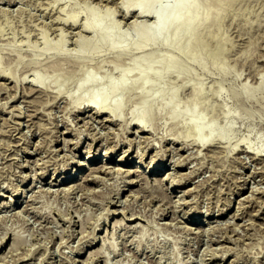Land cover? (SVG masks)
Wrapping results in <instances>:
<instances>
[{"label": "rangeland", "instance_id": "1", "mask_svg": "<svg viewBox=\"0 0 264 264\" xmlns=\"http://www.w3.org/2000/svg\"><path fill=\"white\" fill-rule=\"evenodd\" d=\"M121 1L0 0V72L6 71L0 74V255L5 259L0 256V264H106V258L108 264H264V0H224L219 7H208L207 0H196L192 21L181 27L173 43L150 41L121 55L108 45L80 50L77 38L93 37L80 25L89 19V7L104 15L105 21L111 17L116 27L130 36L129 42L136 39V16L134 12L125 14L120 9ZM106 9L111 16L105 15ZM71 13L78 14L76 26L62 21L61 17ZM149 17L138 19L150 23L153 19ZM61 41L63 46L58 50ZM170 55L175 60L170 70L161 78L151 73L145 90L138 82L139 71L132 69L127 77L128 87L108 97L106 106H112L117 99L122 101L118 118L87 104V100L74 103L72 99L81 96L78 82L83 69L97 76L98 87L108 78L118 80L120 71L132 68L135 59H141L154 72ZM33 74L44 80L42 86L30 83ZM38 86L42 89H36ZM155 88L164 94L145 114V127L149 129L141 127L140 131L133 119L144 98ZM193 103L199 107L197 119L210 121L214 127L210 144L197 141L196 127L189 121ZM172 104L179 110L178 115ZM224 109L230 110L228 116ZM226 126L229 129L225 131ZM207 134L208 130H203L202 135ZM90 143L100 149L98 163L105 159L104 152L113 147L106 158L110 165L116 163L123 169L138 166L143 170L161 154L165 163H160L150 180L139 175V171L126 174L117 167H110L113 172L107 171V167L88 175V181L78 180L82 181L81 186L78 184L77 190L70 189L69 193L61 175L74 172L75 179L90 172L89 168L82 173L76 170L79 161L88 159ZM126 148H130L131 159L123 164L119 158ZM260 150L261 154L257 153ZM180 157L182 161H176ZM183 172L190 177L183 179ZM132 178L137 181L133 186L128 184ZM163 178V187H153V191L150 182ZM172 180L182 186L173 188ZM188 190H192L191 194ZM117 191H121L120 195ZM11 194L18 202L11 201ZM115 209L118 213L113 212ZM132 213L135 217L140 214L134 223L128 220ZM116 218L126 223L116 225ZM200 228L203 230L199 232ZM94 233L98 244L90 249ZM13 242L15 247L19 243L18 247ZM101 246L104 252L89 254Z\"/></svg>", "mask_w": 264, "mask_h": 264}, {"label": "bare ground", "instance_id": "2", "mask_svg": "<svg viewBox=\"0 0 264 264\" xmlns=\"http://www.w3.org/2000/svg\"><path fill=\"white\" fill-rule=\"evenodd\" d=\"M224 0H207V2H206V4H207V6L208 7H212V6H217V7H219L221 4H222V2H223ZM121 5H120V9H122L123 10V12L125 13V14H127L128 15V13H130V12H134V14H135V16H136V18L134 19V21H133V19H132V21H133V26H134V28H135V34H136V39L134 40V41H130L129 42V39H130V36L127 34V33H124V32H121L117 27H116V25H115V23L112 21L113 19L111 18V17H109V19H107L108 21H105V16L104 15H102V14H99V13H96V12H94V7H89V12H90V17H89V19H87L86 21H83V22H80V25H81V28L83 29V30H85V31H88V33L90 32L92 35H93V37L90 39V40H85V39H81V38H77V41H78V43H79V45H80V50H81V48H83V47H87V46H91V47H98V46H100V45H108L109 47H111L112 49H115V51L116 52H118V54L119 55H121V54H123V53H126V52H128L129 51V49H131L132 47H144L148 42H150V41H156V42H159V43H165V42H167L168 40H170V43H173V41H174V39H175V37L178 35V33H179V31H180V29H181V27L183 26V25H185V24H189L191 21H192V19H193V15H192V13H191V11H192V9H193V7L196 5V0H122L121 1V3H120ZM105 12H106V14L105 15H107V16H109L110 14L112 15V13H109L110 11L108 10V9H106L105 10ZM78 14H76V13H71L70 15H68V16H66V17H61L62 18V21H63V23H71V24H76V23H78V16H77ZM110 15V16H111ZM125 16V18H126V15H124ZM134 16V15H133ZM143 16H150V17H152V19L153 20H151V22L149 23V21H148V23H147V21L145 22V20L143 19V20H141V19H138V18H141V17H143ZM149 17V18H150ZM108 18V17H107ZM110 18H111V20H110ZM146 19V18H145ZM60 22V21H59ZM68 23V24H69ZM72 26V25H71ZM76 26V25H75ZM74 27V26H73ZM81 29V30H82ZM168 32H170V35H168ZM61 40H63V42L65 41L64 40V38L63 37H61ZM47 40H46V42H45V45L47 44ZM61 44V45H60ZM60 44H58L57 45V48H58V50H61V46H63L62 45V41L60 42ZM81 55V54H80ZM66 56V55H65ZM67 57V56H66ZM78 57H80V56H78ZM67 58H69V57H67ZM74 59V58H73ZM175 62V60H174V58L170 55V56H168L167 57V59H166V62L163 64V66L161 67V69L160 70H157V71H152V69L148 66V65H146L141 59H135V61H134V63H133V66H132V68H124V69H122L121 71H120V78L118 79V80H112L111 78H108L105 82H103V83H101V84H99V86L98 87H95V85L98 83V78H97V76L96 75H94V74H92L90 71H88L87 69H83V72H82V77L80 78V80H79V82H78V90L80 91V97L78 98V100H74V96L72 97V99H73V101H74V103L75 102H79V101H81V100H87V104L89 103L90 105H93L95 108H98V109H100L101 111H102V109L103 110H105V113H106V111H108L109 113L111 112V114H114L115 115V117L116 118H118L117 116H119L120 117V113H119V110L121 109V107H122V101L120 100V99H117L113 104H112V106H106V101H107V99H108V97L110 96V95H117V94H119L121 91H123L124 89H126L128 86V83H127V77H128V74H129V72L132 70V69H137L138 71H139V77H138V82H139V85H140V87H142V89L143 90H145V88L147 87V86H149V76H150V74L151 73H153L152 75H155L157 78H161V76H162V73H165V72H168L169 70H170V68H171V64L172 63H174ZM4 72L6 73V71L4 70ZM3 72V73H4ZM2 72H0V74H1ZM2 73V74H3ZM4 73V74H5ZM7 74H10V73H7ZM12 74V73H11ZM3 76V75H2ZM6 76V75H5ZM13 76V74L12 75H10V77H12ZM9 78V77H8ZM13 78H15V77H13ZM13 78H12V80H13ZM1 79V78H0ZM28 80H30V79H28ZM27 80V81H28ZM6 81V80H5ZM43 82H44V80L39 76V75H37V74H33V77L31 78V80H30V83H33V84H37V85H40V86H42V84H43ZM32 84V85H33ZM1 85H3V84H1ZM30 85V84H29ZM32 85L29 87V89L31 90V88H32ZM2 87H5V86H2ZM1 87V88H2ZM28 89V88H27ZM33 89H34V87H33ZM36 89H39V86H38V88H36ZM40 89H42V87L40 88ZM39 89V90H40ZM36 91V90H35ZM29 92V91H28ZM33 91H30V94L32 93ZM42 92V91H41ZM39 93V92H38ZM174 93H175V90H172L171 92H170V94H171V103H173L172 102V100H173V95H174ZM27 94H29V93H27ZM163 94H164V92H163V90H161V89H158V88H155L154 89V91L151 93V94H149L146 98H144V100H143V102H142V107H141V109H140V111H139V113H138V115L136 116V117H134V119H133V121H136V123L140 126L139 127V129L138 130H140V128L141 127H144L145 129L147 128V129H149L148 127H145V125H146V123L144 122V117H145V114H146V112H147V110H148V108H149V106L153 103V102H155V101H157V100H159V99H161L162 98V96H163ZM26 95V94H25ZM33 95V94H32ZM7 104V103H6ZM3 106H5V105H3ZM172 106V109H173V112H174V114L175 115H178L179 114V110L177 109V107L176 106H174L173 104L171 105ZM16 108V106H13V108ZM88 107V106H87ZM85 108V107H84ZM95 108H93V109H95ZM90 110V109H89ZM199 110V107H198V105H197V103H193V104H191V106H190V108H189V121L190 122H192V123H194V125H195V127H196V131H197V134H198V143L200 144H202V145H204V144H206V143H209L210 144V142L212 141V138H213V135H214V127L212 126V123L210 122V121H206V120H204V119H202V120H198L197 118L199 117V115H198V111ZM96 111V110H95ZM98 111V110H97ZM96 111V112H97ZM19 112H21V110L19 111ZM94 112V111H93ZM100 112V111H99ZM103 112V111H102ZM13 113V112H12ZM223 113H224V115L225 116H228L229 114H230V110H228V109H224V111H223ZM14 114V113H13ZM99 114V113H98ZM107 114V113H106ZM18 115V114H17ZM16 115V116H17ZM26 115H28V114H26ZM31 115V114H30ZM29 115V116H30ZM78 115V114H77ZM24 116V115H23ZM113 116V115H112ZM18 117V116H17ZM27 117V116H26ZM89 117V116H88ZM105 117V116H104ZM108 117V116H107ZM114 117V118H115ZM19 118V117H18ZM106 118V117H105ZM102 119V118H101ZM113 118H111L110 120H112ZM26 120V119H25ZM28 120V119H27ZM85 120V119H84ZM89 120H90V118H89ZM88 120V121H89ZM96 120V119H95ZM116 120V119H115ZM18 121V120H17ZM87 121V120H86ZM85 121V122H86ZM132 120H131V122H133ZM20 123H21V121H19ZM19 122H17V123H19ZM92 122V121H91ZM117 122V121H116ZM71 123V122H70ZM87 123V122H86ZM129 123V122H128ZM127 122H126V124H128ZM68 124H69V122H68ZM76 124H77V122H76ZM71 125V124H70ZM134 125V124H133ZM136 125V124H135ZM69 127V126H68ZM70 128V127H69ZM138 128V127H137ZM128 129V128H127ZM144 129V130H145ZM146 129V130H147ZM205 129H207L208 130V134H207V136H203L202 135V132H203V130H205ZM229 129V126H226V128H225V131L226 130H228ZM67 130H69V129H67ZM71 130V129H70ZM143 130V129H142ZM21 131V130H20ZM82 131V130H81ZM126 131H128V130H126ZM141 131V130H140ZM64 131H62V133H63ZM137 132V131H136ZM72 133V132H71ZM149 133V132H148ZM94 134V133H93ZM64 135V134H63ZM138 135V134H137ZM144 135V134H143ZM142 135V136H143ZM22 136H23V134H22ZM65 136V135H64ZM63 136V137H64ZM92 136V135H91ZM101 136V135H100ZM103 136V135H102ZM142 136H140V138L142 137ZM144 136H146V135H144ZM143 136V137H144ZM222 136H223V134H222ZM94 137H95V135H94ZM97 137H98V135H97ZM59 138V137H58ZM57 138V139H58ZM104 138V137H103ZM139 138V139H140ZM146 138V137H145ZM66 139V138H65ZM95 139V138H94ZM93 139V140H94ZM98 139V138H97ZM121 139V138H120ZM125 139V138H124ZM123 139V140H124ZM131 139V138H130ZM139 139H138V141H139ZM142 139H144V138H142ZM141 139V140H142ZM56 140V139H55ZM54 140V141H55ZM59 140V139H58ZM63 140V142H65L64 141V138L62 139ZM66 140H68V139H66ZM69 140H70V138H69ZM68 140V141H69ZM92 140V141H93ZM134 140H136V139H134ZM134 140H133V142H134ZM148 140H149V138H148ZM148 140H147V142H148ZM96 141V140H95ZM126 141V140H125ZM129 141V140H128ZM127 141V142H128ZM137 141V142H138ZM143 141V140H142ZM141 141V142H142ZM72 142V141H71ZM74 142V141H73ZM78 143H80L79 141H77ZM124 142V141H123ZM130 142H132V141H130ZM140 142V141H139ZM138 142V143H139ZM144 142V141H143ZM146 142V141H145ZM151 142V141H150ZM94 143V142H93ZM93 143H90V144H88V145H90V147H89V150H88V159L87 160H84V158H83V160H81V161H79V163H77V164H79L78 165V168L76 169L77 171H79V173H82V171L83 170H86V169H90V172L88 173V171L86 172V173H88V174H82V175H80L79 177H77V178H75L74 179V172L72 173H70V174H65V172L64 173H62V178L60 179V180H62L64 183H66V185H67V187H66V189L68 188L69 190H67V192H69L70 191V189L72 190H74L75 191V187H77L78 186V184L80 183V182H82V181H78V180H80V179H85V181L87 180V179H89L88 178V175H90V174H94L93 172H95V173H98L99 171H104L105 170V168H107V167H109L108 169H107V171L110 169V167L112 168H114V167H117V170H120V171H122L123 173H124V171H126L127 173L126 174H134V173H136V172H138L139 171V175H143L145 178L146 177H148L147 178V180H150L149 179V177L150 176H152V175H154V174H156V172L158 171V169H160V163H163L164 162V157L162 158V154H161V158L160 159H158V158H152L151 159V161L150 162H148V164L146 165V167H145V169H140L138 166L135 168V169H132V168H122L121 166H118V164L116 165V163L115 164H113V165H110V163H109V161H107V156H110L111 154H112V152L114 151L113 150V146H111V147H113L112 148V150H107L106 152H104L105 153V155H104V157H105V159H102L101 158V160H99V163H98V155H99V153H100V149H97L98 147H96L95 146V148H93L94 146H93ZM129 143V142H128ZM137 143V144H138ZM65 144V143H64ZM140 144V143H139ZM150 144V143H149ZM148 144V145H149ZM53 145H54V143H53ZM69 145V144H68ZM117 145V144H116ZM130 145H132V144H129V146ZM79 146V145H78ZM142 146V145H141ZM62 147H66L65 145L64 146H62ZM100 147V146H99ZM131 147V146H130ZM63 148V149H64ZM70 148V147H69ZM110 147H108V149H109ZM132 148V147H131ZM180 148V147H179ZM26 149V148H25ZM55 149V148H54ZM53 149V150H54ZM86 149H88V148H86ZM115 149V148H114ZM126 149H128V150H126L125 152H124V154L119 158V162H123V164H128L127 162H129L130 161V154H128V151L130 150V148H126ZM141 149H142V147H141ZM246 149H248V148H246ZM59 150V149H58ZM179 150V149H178ZM249 150V149H248ZM26 151V150H25ZM28 151V150H27ZM86 151V150H85ZM84 151V152H85ZM102 151V150H101ZM251 151V150H250ZM31 152V151H30ZM33 152V151H32ZM140 152V151H139ZM138 152V153H139ZM144 152H145V149H144ZM156 152H159V154H160V151H156ZM177 152H179V151H177ZM261 152V150L260 151H258L257 153H260ZM60 153V152H59ZM87 153V152H86ZM140 153H143V152H140ZM139 153V154H140ZM146 154V153H145ZM261 154V153H260ZM59 155V154H58ZM75 155V154H74ZM141 155H143V154H141ZM158 155V154H157ZM157 155H155L156 157H158ZM165 155V154H164ZM188 155V154H187ZM68 156V155H67ZM153 156V155H152ZM179 156H181V154L179 155ZM183 156V155H182ZM75 157V156H74ZM124 157H125V159H124ZM143 157V156H142ZM141 157V158H142ZM185 157H186V155H185ZM69 158V157H68ZM68 158H67V160H68ZM71 158V157H70ZM178 158V157H177ZM181 158V157H180ZM183 158H184V156H183ZM74 159V158H73ZM187 159V158H186ZM27 160V159H26ZM25 160V161H26ZM75 160V159H74ZM73 160V161H74ZM185 160V159H184ZM183 160V161H184ZM28 161H29V159H28ZM66 161V160H65ZM173 161H175V159L173 160ZM176 161H182V158H181V160L179 159V160H177L176 159ZM187 161V160H186ZM191 161V160H190ZM35 162H36V160H35ZM68 162H70V161H68ZM68 162H66V163H68ZM23 163V162H22ZM26 163V162H25ZM28 163V162H27ZM37 163V162H36ZM65 163V162H64ZM165 163V162H164ZM177 163V162H176ZM179 163V162H178ZM180 163H182V162H180ZM184 163V162H183ZM174 164H175V162H174ZM22 165V164H21ZM25 165H27V164H25ZM24 165V163H23V166H25ZM34 165V164H33ZM37 165V164H36ZM66 165V164H65ZM70 165V164H69ZM69 165H67V167H65V166H63V168L65 169V170H67L68 168H69ZM177 165V167H178V164H176ZM28 166V165H27ZM187 166V165H186ZM185 166V167H186ZM32 167V166H31ZM56 167V166H55ZM61 167V166H60ZM46 168H48V167H46ZM46 168H45V170H46ZM62 168V167H61ZM35 169V168H34ZM55 169H57V167L55 168ZM60 169V168H59ZM75 169V168H74ZM122 169V170H121ZM73 170V169H72ZM114 170H116V168L114 169ZM192 170V169H191ZM191 170H190V172H191ZM47 171V170H46ZM49 171V170H48ZM47 171V172H48ZM58 171V170H57ZM106 171V172H107ZM110 171V170H109ZM120 171H118V173H120ZM178 171V170H177ZM37 172V171H36ZM43 172V171H42ZM101 172V173H102ZM105 172V173H106ZM110 172H113V170L112 171H110ZM172 172H174V171H172ZM189 172V171H188ZM188 172H185V173H188ZM35 173V172H34ZM40 173V172H39ZM44 173H46V172H44ZM55 173V172H54ZM53 173V174H54ZM108 173V172H107ZM107 173H106V175H107ZM117 173V174H118ZM148 173H151L150 175H148ZM180 173V172H179ZM23 173L21 172V175H22ZM29 174V173H28ZM111 174H113V173H111ZM121 174V173H120ZM125 174V175H126ZM137 174V173H136ZM169 174V177H170V173H168ZM175 174V173H174ZM173 174V175H174ZM177 174V173H176ZM183 174V177L184 176H186V175H184V172L182 173ZM181 174V175H182ZM193 174V173H192ZM24 175V177H25V174H23ZM22 175V176H23ZM35 175V174H34ZM44 175V174H43ZM124 175V174H123ZM123 175H121L120 176V178H122L123 177ZM190 175V174H189ZM186 176L185 178H183V177H181V178H183V179H186L187 177H190V176ZM33 176V175H32ZM90 176H92V175H90ZM97 176H99V174L97 175ZM168 176V175H167ZM175 176V175H174ZM177 176V175H176ZM27 177V176H26ZM35 177V176H34ZM96 177V176H95ZM125 177V176H124ZM127 177V176H126ZM126 177H125V179H126ZM140 177V176H139ZM168 177V178H169ZM193 178H194V176H192ZM54 178V177H53ZM137 177H135V179H136ZM173 178V177H172ZM178 178V177H177ZM24 179V178H23ZM36 179H37V177H36ZM55 179H58L57 177L55 178ZM84 179H83V181H84ZM128 179V178H127ZM126 179V180H127ZM135 179L134 178H132L130 181H129V183L128 184H131L132 186L133 185H135V182H137V181H135ZM192 179V178H191ZM25 180V179H24ZM125 180V182L127 183V181ZM136 180H138V179H136ZM139 180H141L140 178H139ZM146 180V179H145ZM155 180H157L156 182H150V186H151V189L154 187V189H157V188H155V187H159V186H161V185H163L164 184V178L163 179H155ZM171 180V179H170ZM174 180H177V179H174ZM174 180H172V186H173V188H177V186H182V184H178V183H174ZM179 180H181L180 178H179ZM178 180V181H179ZM194 180V179H193ZM192 180V181H193ZM40 181V180H39ZM84 181V182H85ZM88 181V180H87ZM185 181V180H184ZM189 181V180H188ZM83 182V183H84ZM145 182V181H144ZM181 182V181H180ZM51 183V182H50ZM143 183V182H142ZM246 183V182H245ZM22 184V183H21ZM21 184H20V186H21ZM36 184V183H35ZM82 184V183H81ZM81 184H79L80 186H81ZM84 184H86V183H84ZM83 184V185H84ZM125 184V183H124ZM127 184V185H128ZM137 184V183H136ZM144 184V183H143ZM147 184H148V182H147ZM183 184H184V182H183ZM17 185H19V184H17ZM34 185V184H33ZM65 185V186H66ZM120 185V184H119ZM145 185V184H144ZM144 185H142L141 187L143 188V186ZM185 185V184H184ZM196 185V184H195ZM194 185V186H195ZM42 186V185H41ZM121 186V185H120ZM119 186V187H120ZM171 186V187H172ZM198 186V185H197ZM196 186V187H197ZM245 185H243V187H244ZM4 187V186H3ZM7 187V186H6ZM8 187H9V184H8ZM15 187V186H14ZM19 187V186H18ZM118 187V188H119ZM122 187V186H121ZM124 187V186H123ZM126 187V186H125ZM161 187H163V186H161ZM1 188V187H0ZM10 188V187H9ZM20 188V187H19ZM18 188V189H19ZM32 188V187H31ZM34 188V187H33ZM36 188V187H35ZM41 188H43V187H41ZM51 188V187H50ZM49 188V189H50ZM75 188V189H74ZM82 188V187H81ZM90 188H91V186H90ZM89 188V189H90ZM117 188V189H118ZM133 188V187H132ZM148 188H150V187H148ZM165 188V187H164ZM170 188V187H169ZM190 188V187H189ZM189 188H187V189H189ZM192 188V187H191ZM254 188H256V187H254ZM16 189V188H15ZM16 190V191H19V190ZM23 189L24 188H22L21 189V191H23ZM48 189V188H47ZM60 189V188H59ZM63 189H65V188H63ZM80 189V188H79ZM78 189V190H79ZM87 189H88V185H87ZM86 189V190H87ZM122 189V188H121ZM125 189V188H124ZM128 189H130V188H128ZM134 189V188H133ZM133 189H130V190H132L133 191ZM144 189V188H143ZM159 189V188H158ZM163 189V188H162ZM186 189V190H187ZM193 189V188H192ZM257 189V188H256ZM14 190V189H13ZM58 190V189H57ZM61 190V189H60ZM59 190V191H60ZM72 190V191H73ZM77 190V189H76ZM84 191H85V189H83ZM93 191L94 192V190H93V188H91L90 189V191ZM120 190V189H119ZM123 190V189H122ZM148 190V189H147ZM150 190V189H149ZM153 190V189H152ZM183 190V189H182ZM2 191V190H1ZM0 191V192H1ZM5 191V190H4ZM15 191V190H14ZM50 191H51V189H50ZM53 191V190H52ZM62 191V190H61ZM60 191V192H61ZM65 191V190H64ZM95 191L97 192V189H95ZM136 191V190H135ZM154 191V190H153ZM166 191H167V189H166ZM166 191H164V192H166ZM189 191V194H191L190 192L192 191V190H188ZM256 191V190H255ZM24 192V191H23ZM34 192V191H33ZM54 192V191H53ZM83 192V191H82ZM88 192V191H87ZM92 192V193H93ZM120 192L121 191H119V193H118V191L116 192V194L117 195H120ZM129 192H131V191H129ZM134 192V191H133ZM136 192H138V191H136ZM163 192V193H164ZM184 192H185V190H184ZM183 192V193H184ZM187 192V191H186ZM259 192V191H258ZM3 193V192H2ZM1 193V194H2ZM17 193V192H16ZM15 193V194H16ZM65 193V192H64ZM70 193V192H69ZM85 193V192H84ZM90 193V192H89ZM89 193H87V194H89ZM255 193V192H254ZM86 194V195H87ZM97 194V193H96ZM130 194V193H129ZM137 194V193H136ZM186 194V193H185ZM188 194V195H189ZM253 194V193H252ZM251 194V195H252ZM6 195H8V194H6ZM12 195V197H10L11 198V201H12V199H15V202H18V200H16V198H14L13 197V194H11ZM184 195V194H183ZM250 195V196H251ZM133 196H135V193H133ZM248 196H249V194H248ZM247 195L245 196L246 198H250V197H248ZM6 197H8V196H6ZM128 197V196H127ZM130 197V196H129ZM129 197H128V199H129ZM155 197V196H154ZM169 197V196H168ZM131 198V197H130ZM170 198V197H169ZM168 198V199H169ZM172 198L173 197H171V200H172ZM182 198H183V196H182ZM182 198H181V200H182ZM184 198H185V196H184ZM183 198V199H184ZM231 198V197H230ZM33 199V198H32ZM110 199V198H109ZM108 199V200H109ZM126 199V198H125ZM125 199H124V201H125ZM154 199V198H153ZM242 199H244V198H241L240 200H242ZM250 199H254V198H250ZM111 200H113V199H111ZM110 200V201H111ZM163 200V199H162ZM171 200H170V202H171ZM177 200V199H176ZM185 200V199H184ZM184 200H182V201H184ZM229 200V199H228ZM114 201H116V200H114ZM114 201H112L111 203H113ZM119 201H120V199H119ZM118 201V202H119ZM174 201V200H173ZM186 201V200H185ZM229 201H231V199L229 200ZM246 201V200H245ZM5 202H7V201H5ZM121 202H122V200H121ZM120 202V203H121ZM125 202H127V199H126V201ZM177 202V201H176ZM175 201H174V203H176ZM179 202V201H178ZM239 202H241V201H239ZM238 202V203H239ZM242 202H243V200H242ZM241 202V203H242ZM8 203H9V200H8V202H7V205H8ZM119 203V204H120ZM183 203V202H182ZM186 203V202H185ZM232 203V202H231ZM246 203V202H245ZM245 203H244V206H245ZM5 204V203H4ZM108 204V203H107ZM109 204H110V202H109ZM108 204V205H109ZM115 204V203H114ZM126 204H128V203H126ZM166 204V203H165ZM177 204V203H176ZM176 204H174V205H176ZM228 204V203H227ZM12 205V204H11ZM111 205V204H110ZM121 205H123V204H121ZM168 205V204H167ZM170 205V204H169ZM218 205V204H217ZM224 205H225V203H224ZM240 205V204H239ZM124 206V205H123ZM126 206V205H125ZM164 206V205H163ZM219 206V205H218ZM230 206V205H229ZM241 206V205H240ZM242 206H243V204H242ZM6 207V206H5ZM127 207V206H126ZM166 207V206H165ZM169 207V206H168ZM214 207V206H213ZM221 207V206H220ZM222 207H225V206H222ZM108 208V207H107ZM164 208V207H163ZM162 208V209H163ZM174 208V207H173ZM218 208V207H217ZM239 208H243V207H239ZM239 208H237V209H239ZM3 209V208H2ZM108 209H110V208H108ZM122 209H123V207H122ZM124 209H126L125 207H124ZM159 209H160V207H159ZM209 209V208H208ZM207 209V210H208ZM213 209H215V208H213ZM240 209V210H241ZM117 210L118 209H115L113 212L114 213H116L117 212ZM127 210V209H126ZM128 210H129V208H128ZM132 210V209H131ZM130 210V211H131ZM164 210V209H163ZM166 210V209H165ZM170 210H172V208L170 209ZM175 210V209H174ZM196 210H198V209H196ZM222 210V209H221ZM224 210H225V208H224ZM223 210V211H224ZM133 211V210H132ZM176 211V210H175ZM194 211V210H193ZM218 211V210H217ZM122 212H124V211H122ZM167 212V211H166ZM173 212V211H172ZM191 212V211H190ZM189 212V213H190ZM201 212V211H200ZM199 212V213H200ZM208 212H209V210H208ZM207 212V213H208ZM221 212V211H220ZM239 212V211H238ZM111 213H112V211H111ZM110 213V214H111ZM118 213V212H117ZM177 213V212H176ZM187 213V212H186ZM211 213V212H210ZM108 212H107V216L106 217H108L109 218V216H108ZM121 214V213H120ZM124 214V213H123ZM126 214V213H125ZM125 214H124V216H125ZM136 215H137V212L135 213ZM175 214V213H174ZM185 214V213H184ZM205 214V213H204ZM218 214V213H217ZM220 214H222V213H220ZM238 215H239V213H237ZM237 214L235 215V217H239V216H237ZM241 214V213H240ZM76 215V214H75ZM140 215V214H139ZM139 215H138V217H135L134 216V214L132 213V215H130L131 217L129 218L128 216V220H130V221H132L133 223L139 218ZM162 215H165V211L163 212L162 211ZM170 215V214H169ZM173 215V214H172ZM178 215V214H177ZM187 215V214H186ZM195 215H196V212H195ZM219 215V214H218ZM73 216V215H72ZM210 216V215H209ZM214 216V215H213ZM231 216V215H230ZM229 216V217H230ZM233 216V215H232ZM126 217V216H125ZM178 217V216H177ZM184 217V216H183ZM186 217V216H185ZM191 217H194V215L192 214L191 215ZM208 217V216H207ZM211 217H212V215H211ZM234 217V216H233ZM234 217V218H235ZM121 218H124L123 216L121 217ZM141 218V217H140ZM228 219V218H227ZM227 219H225V220H227ZM127 220V221H128ZM206 220V219H205ZM214 220V219H213ZM217 220V219H216ZM76 221V220H75ZM74 221V222H75ZM180 221V220H179ZM190 221V220H189ZM209 221V220H208ZM211 221V220H210ZM218 221V220H217ZM220 221V220H219ZM121 222H123L124 223V221H122V219H117L116 218V220H115V224L117 225L118 223H120V225H121ZM184 222H186V221H184ZM191 222V221H190ZM198 222V221H197ZM223 222H225V221H223ZM228 222V221H227ZM226 222V223H227ZM232 222H233V220H232ZM122 223V224H123ZM126 223V222H125ZM124 223V224H125ZM219 223H221V222H219ZM234 223H235V221H234ZM75 224H76V222H75ZM114 224V225H115ZM136 224H139L138 222H136ZM136 224H134L135 226H136ZM224 224V223H223ZM222 224V225H223ZM228 224H231L230 222L228 223ZM233 224V223H232ZM235 224H238V222H236ZM133 225V224H132ZM185 225H188V224H185ZM184 225V226H185ZM211 225V224H210ZM243 226H244V224H242ZM122 226V225H121ZM128 226V225H127ZM138 226V225H137ZM189 226V225H188ZM211 226H214V228H215V225L212 223V225ZM224 226H225V224H224ZM228 226V225H227ZM226 226V227H227ZM237 226V225H236ZM241 225L239 224V227H240ZM114 227V226H113ZM125 227V226H124ZM129 227H130V224H129ZM200 227V226H199ZM210 227V226H209ZM217 227V226H216ZM221 227H223V226H221ZM221 227H219V228H221ZM235 227V226H234ZM233 227V228H234ZM245 227V226H244ZM99 228H101V227H99ZM127 228V227H126ZM133 228V227H132ZM135 228V227H134ZM188 228V227H187ZM190 228V227H189ZM213 228V229H214ZM225 228V227H224ZM232 228V227H231ZM230 227L228 228V229H230V231H232V229H231ZM131 229V228H130ZM192 229V228H191ZM218 229V228H217ZM227 229V230H228ZM94 230H96V227H95V229ZM201 230H203L202 228H200V230H199V232L201 231ZM215 230V229H214ZM221 230V232H222V228L220 229ZM224 230V229H223ZM226 230V232H228ZM234 230H236V228L234 229ZM206 231H208L209 232V230H206ZM215 231H217V230H215ZM229 231V232H230ZM95 232V231H94ZM196 232V231H195ZM198 232V231H197ZM225 232V233H226ZM228 232V233H229ZM233 232V231H232ZM237 232V231H236ZM201 233H204L203 231L201 232ZM224 233V234H225ZM95 234V236H94V239H92L91 240V242L89 243V247L88 248H92V247H96V245L98 244V243H96L95 242V240L97 239V237H98V235H97V233H94ZM93 234V235H94ZM108 234V233H107ZM227 234V233H226ZM90 235V234H89ZM92 235V234H91ZM91 235L89 236V237H91ZM223 235V234H222ZM6 236V235H5ZM231 236V235H230ZM93 237V236H92ZM1 238H3V240H1V241H4V236L3 237H1ZM102 238H104V237H102ZM225 238V237H224ZM227 238H228V236H227ZM231 238V237H230ZM17 237L14 239L15 240V243H17ZM82 239V238H81ZM105 240H107L106 239V236H105ZM225 241V240H224ZM82 242V241H81ZM100 242V241H99ZM1 243V242H0ZM14 243V242H13ZM12 243V244H13ZM15 243L13 244L14 245V247H15ZM2 244V243H1ZM19 244V243H18ZM18 244H16V247H18ZM84 244H85V242H84ZM103 245H104V243H102ZM12 245V246H13ZM101 245V244H100ZM99 245V246H100ZM111 245H113L114 246V243L113 242H111ZM11 246V247H12ZM20 246V245H19ZM82 246H83V244H82ZM81 246V247H82ZM15 247V248H16ZM81 247H78V248H81ZM103 246H101V247H97V248H94V250H90V252H89V254L91 253H95V255H98V253H101L102 252V250H103V248H102ZM11 249V248H10ZM82 249V248H81ZM81 249H79V250H81ZM13 250V249H12ZM78 251V250H77ZM82 251V250H81ZM12 252V251H11ZM103 252H104V250H103ZM82 253V252H81ZM8 254V253H7ZM4 255H6V254H4ZM94 254L91 256V257H93V256H95ZM0 256H2V255H0ZM89 256V255H88ZM90 257V256H89ZM88 257V258H89ZM4 258H6V257H4ZM21 258V257H20ZM87 258V259H88ZM105 258H106V256H105ZM237 258V257H236ZM86 259V260H87ZM93 259V258H92ZM229 259V258H228ZM237 259H239V258H237ZM2 260H3V256H2ZM5 260V259H4ZM3 260V261H4ZM91 260V259H90ZM214 260V259H213ZM216 260V259H215ZM105 262H106V264H108V261H107V258H106V260H105ZM230 262H232V260H230ZM236 262V261H235ZM240 262V261H239ZM238 262V263H239ZM120 263V262H119ZM118 263V264H119ZM212 263V262H211ZM233 263V262H232ZM2 264V263H1ZM109 264H111L110 262H109ZM115 264V263H114ZM220 264V263H219ZM234 264V263H233ZM237 264V263H236Z\"/></svg>", "mask_w": 264, "mask_h": 264}]
</instances>
